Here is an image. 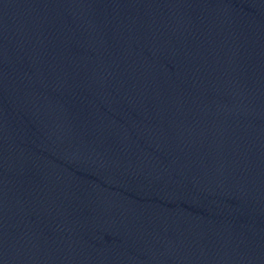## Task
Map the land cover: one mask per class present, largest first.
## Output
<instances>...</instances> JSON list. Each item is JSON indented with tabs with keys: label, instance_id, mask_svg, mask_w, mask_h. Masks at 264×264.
I'll use <instances>...</instances> for the list:
<instances>
[{
	"label": "water",
	"instance_id": "water-1",
	"mask_svg": "<svg viewBox=\"0 0 264 264\" xmlns=\"http://www.w3.org/2000/svg\"><path fill=\"white\" fill-rule=\"evenodd\" d=\"M0 264H264V0H0Z\"/></svg>",
	"mask_w": 264,
	"mask_h": 264
}]
</instances>
